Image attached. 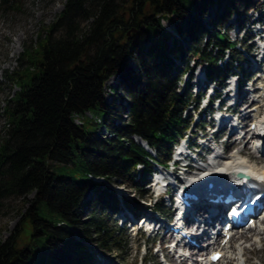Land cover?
Returning <instances> with one entry per match:
<instances>
[{"label": "trees", "instance_id": "16d2710c", "mask_svg": "<svg viewBox=\"0 0 264 264\" xmlns=\"http://www.w3.org/2000/svg\"><path fill=\"white\" fill-rule=\"evenodd\" d=\"M255 1L66 0L35 47L23 49L19 70L8 73L19 90L3 110L0 201L22 198L28 206L16 236L0 242V264H92L99 251L126 247L129 236L112 215L121 205L136 210L135 201L120 200L90 176L120 180L144 195L150 161L165 164L172 145L192 126L189 111L198 98L186 85L178 92L182 75L205 63L214 78L219 62L227 70L241 58L228 40L229 28H221ZM21 2L0 0V12ZM216 6L220 21L203 24L204 14ZM115 75L125 106L114 103L115 97L110 104L104 99V84ZM100 128L111 136L99 134ZM89 191L91 206L84 201ZM154 208L165 213L160 203Z\"/></svg>", "mask_w": 264, "mask_h": 264}, {"label": "rangeland", "instance_id": "374dc122", "mask_svg": "<svg viewBox=\"0 0 264 264\" xmlns=\"http://www.w3.org/2000/svg\"><path fill=\"white\" fill-rule=\"evenodd\" d=\"M263 0H256L255 6L256 8H260ZM65 0H22L20 4H18L17 8L10 9L7 12H0V135L3 131L4 126H6V120L3 114V110L6 105V101L10 99L15 92L19 89L18 87L8 79V73L16 72L19 70L18 58L20 54L23 52V49L32 50L35 47V44L38 40L39 35L44 34V29L47 28L50 24L56 21L59 13L62 11ZM221 9L217 6L214 8H210L206 14H204V18L201 19L203 24H208L211 21L217 20L218 15H221ZM264 11V8L262 9ZM241 14L244 13L246 18L251 17V11L248 9L247 11H241ZM239 14L238 16L232 15L222 26V30L231 25L230 30L228 31V40L229 42H233L240 44L243 41V33L239 32L236 34L238 25L237 20H242L245 15ZM255 17L254 15L252 16ZM245 19V18H243ZM162 25L166 31L172 33L176 36L173 28L171 27L168 20H163ZM219 24L218 26H220ZM212 25H209L211 28ZM187 38L185 37L184 40ZM250 42L246 43L243 49L240 48L241 51V67L243 69L244 64L247 65L249 57L253 55V53L247 52V46ZM173 45V40L169 39L167 42V46L171 47ZM242 45V43H241ZM239 48V46H237ZM255 60V59H254ZM177 63V62H175ZM200 65H193L194 70L192 73L187 72L181 77L180 82L178 83V92L182 93L183 88L185 87L184 82L187 81L191 85L194 86L197 83V76L199 72H202L205 67V63H198ZM131 67L134 68V64L130 63ZM180 69H183V65L179 64ZM260 67V66H257ZM115 93L117 95H115ZM103 95L105 102L110 104L113 101V97H115V102L118 101L125 106L126 103L124 100L126 99L125 92L121 89V81L120 77L115 75L108 78L103 87ZM195 111V113H194ZM190 120H191V131L194 133L195 126L194 121L200 117L201 120L207 123L208 117L205 119L202 117L203 115V106L200 105L198 110L194 108H190L189 111ZM87 118L93 121H99V118L87 114ZM81 118H75V123L79 124L81 122ZM200 124V122H197ZM196 123V124H197ZM198 124V125H199ZM198 129V128H197ZM190 132V131H189ZM99 134L106 135V131L104 129H99ZM190 133L189 138L191 142L195 139L194 135ZM224 133V134H223ZM221 135H227V133L223 132ZM188 134V133H187ZM199 135V133L197 134ZM111 190H118L122 193V197L127 198L128 200L135 201L136 208L141 211V209L145 208L144 204L152 206L154 204L155 196L151 192H146V187L144 188V195L142 197L138 194V191L132 188H129L125 184H123L120 180H112L109 182ZM108 184V185H109ZM150 196V200H146L147 197ZM30 196H27L26 199H29ZM94 198V194L89 191L86 193L84 197V201L89 203L91 206L92 200ZM28 204L24 202L22 198H9L3 201H0V242L6 241L8 238L12 236H16L18 231L16 230L20 224L21 216L24 210L27 208ZM120 207V206H119ZM91 209V208H90ZM112 220L116 221L119 225L120 219H118V215H112ZM129 223H127L128 227ZM136 228V227H135ZM129 237L127 240L125 239L126 247L124 249H120V251H114L111 253H103L99 251L95 256L96 261L101 260L100 264L104 263H112V264H139L142 257L147 258L149 262L152 264H160L159 258H155V249H152L150 254L145 253L143 249H140L136 255V247L143 244L146 245V249L151 247L152 242L155 240V244L162 243L168 235H163V231L157 236L153 234H148V236L141 237L140 234L142 231L138 232L137 235L134 236L132 231H128ZM260 240V242H258ZM234 247L237 249V253L243 251L244 256L247 259L248 264H264V233L260 234L259 238L255 239V241H249L245 245L238 247L234 243ZM189 264V263H187ZM235 264V263H234Z\"/></svg>", "mask_w": 264, "mask_h": 264}, {"label": "bare ground", "instance_id": "6f19581e", "mask_svg": "<svg viewBox=\"0 0 264 264\" xmlns=\"http://www.w3.org/2000/svg\"><path fill=\"white\" fill-rule=\"evenodd\" d=\"M66 1V0H65ZM253 62L252 60H249L247 67L251 68L253 66ZM260 79L257 78L254 82H258ZM197 83H199V78ZM262 86L264 87V83L262 82ZM258 89V88H257ZM261 93V92H260ZM259 93V94H260ZM258 95L254 96L253 98L257 97ZM249 105V97L248 95H244V96H239V94L236 97V105L234 106V108L232 109L233 112H235L238 120L240 121V125L244 126V127H248L247 123L248 121H252V119H254V117L258 114V109H260V107H256L257 111L253 112V110L251 109V107L253 106H247ZM257 105V104H256ZM255 105V106H256ZM244 106H247L246 108L243 109ZM223 130V128L221 129ZM234 136H232V133L229 135V137L226 140V148L227 149H232L230 151L229 157L226 159V161H218L217 163V168L215 167L213 169V171L216 170H221L222 172H224V174H228L229 172L233 171L234 169H236L237 167H240V165H245L247 164L248 167L250 168V170L252 171V173H262V175H264V168L259 166V163L257 160H255L256 158L254 157V155L250 152V145H251V138L247 139L244 138L242 140H238V139H233ZM137 143L139 144H143L145 145L142 141H140L139 139H135ZM146 146V145H145ZM214 162L217 161V159H213ZM211 169V168H210ZM209 169V170H210ZM118 198L121 200L122 199V194H117ZM121 207H124L123 205H121ZM136 207V205H135ZM122 213L125 217H127L128 215H131V212L128 209H123ZM199 214V213H198ZM256 231V230H254ZM254 231H250V232H254ZM260 233H257L256 235L258 236ZM236 235H238V233H236L234 235V237L232 238L233 242L235 241V239L237 238V241H235V245L238 247H241L240 241L242 240V235L236 237ZM196 242H198L199 238H195ZM240 252L237 253V249L234 248V251L230 254V259H232V261H234L235 264H242L241 259H240ZM244 257L241 256V258ZM228 258V256H227ZM101 260L96 261V259L93 261L94 264H100ZM206 263H209L208 260L204 259L203 260ZM197 260L193 263L196 264ZM104 264H112L110 262L108 263H104Z\"/></svg>", "mask_w": 264, "mask_h": 264}]
</instances>
